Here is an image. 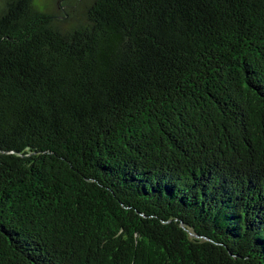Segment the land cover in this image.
<instances>
[{
	"label": "trees",
	"instance_id": "1",
	"mask_svg": "<svg viewBox=\"0 0 264 264\" xmlns=\"http://www.w3.org/2000/svg\"><path fill=\"white\" fill-rule=\"evenodd\" d=\"M60 21L0 4V264H264V0Z\"/></svg>",
	"mask_w": 264,
	"mask_h": 264
},
{
	"label": "rangeland",
	"instance_id": "2",
	"mask_svg": "<svg viewBox=\"0 0 264 264\" xmlns=\"http://www.w3.org/2000/svg\"><path fill=\"white\" fill-rule=\"evenodd\" d=\"M6 1L0 0V4ZM93 2L94 0H33V5L38 11L53 15L62 8L70 10L71 15L57 24L62 31L68 32L85 24L86 13Z\"/></svg>",
	"mask_w": 264,
	"mask_h": 264
},
{
	"label": "flooded vegetation",
	"instance_id": "3",
	"mask_svg": "<svg viewBox=\"0 0 264 264\" xmlns=\"http://www.w3.org/2000/svg\"><path fill=\"white\" fill-rule=\"evenodd\" d=\"M70 10H67L65 8H62L61 11L57 14H54L53 16L55 18L61 19V20H65L66 18H68L70 16Z\"/></svg>",
	"mask_w": 264,
	"mask_h": 264
},
{
	"label": "water",
	"instance_id": "4",
	"mask_svg": "<svg viewBox=\"0 0 264 264\" xmlns=\"http://www.w3.org/2000/svg\"><path fill=\"white\" fill-rule=\"evenodd\" d=\"M180 227L182 228V229H184L189 235H190V237L191 238H196V239H199L200 237H198L197 235H195L192 231H190L188 228H186L185 226H184V224H180Z\"/></svg>",
	"mask_w": 264,
	"mask_h": 264
}]
</instances>
